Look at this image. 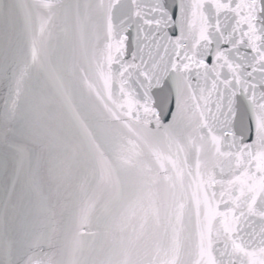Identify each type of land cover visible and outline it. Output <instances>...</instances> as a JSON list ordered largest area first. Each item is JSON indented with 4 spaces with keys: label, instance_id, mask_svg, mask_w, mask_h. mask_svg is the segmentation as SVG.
Here are the masks:
<instances>
[{
    "label": "snow or ice",
    "instance_id": "6c2138e0",
    "mask_svg": "<svg viewBox=\"0 0 264 264\" xmlns=\"http://www.w3.org/2000/svg\"><path fill=\"white\" fill-rule=\"evenodd\" d=\"M0 264H264V0H0Z\"/></svg>",
    "mask_w": 264,
    "mask_h": 264
}]
</instances>
